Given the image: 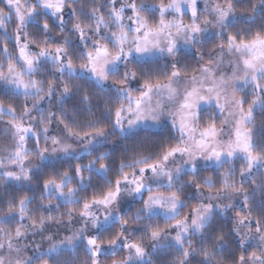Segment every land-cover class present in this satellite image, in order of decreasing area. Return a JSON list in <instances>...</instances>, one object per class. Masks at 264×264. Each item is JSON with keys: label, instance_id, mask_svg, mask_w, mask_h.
Segmentation results:
<instances>
[{"label": "snow or ice", "instance_id": "snow-or-ice-1", "mask_svg": "<svg viewBox=\"0 0 264 264\" xmlns=\"http://www.w3.org/2000/svg\"><path fill=\"white\" fill-rule=\"evenodd\" d=\"M0 96V264H264V0H0Z\"/></svg>", "mask_w": 264, "mask_h": 264}, {"label": "trees", "instance_id": "trees-1", "mask_svg": "<svg viewBox=\"0 0 264 264\" xmlns=\"http://www.w3.org/2000/svg\"><path fill=\"white\" fill-rule=\"evenodd\" d=\"M141 2V0H137V3H140ZM145 2H147V3H149V4H152V3H159V0H145ZM165 2H167V0H165ZM9 31H11V28L9 29ZM11 47V46H10ZM192 63H193V65L195 64V61H194V59L192 60ZM98 94L99 95H103V93L102 92H99V90H98ZM0 99H4V101H5V103H8L9 101H8V99L7 98H5V97H3V96H0ZM78 97L76 98V101H73V102H78ZM73 102H70L69 103V107H71V103H73ZM257 119H258V122H259V117H257ZM153 131H158V130H153ZM116 139V137H112V138H110V141H109V143H111V141L112 140H115ZM123 143H128V144H130L131 143V141H124ZM101 151H104L105 149H100ZM115 156H116V160H117V162L119 161V159H120V154H119V152H116L115 153ZM88 159H91V157H86L83 161H73L72 163L74 164V163H77V162H83V163H87V161H88ZM99 166V164H97V167ZM238 166H239V162H238ZM64 167L65 168H67L68 167V165L67 164H65L64 165ZM225 168H227V165H225ZM224 169H221V171H223ZM84 175L85 176H87L88 175V173L87 172H85L84 173ZM111 175V174H110ZM204 175H212L214 178H215V175H214V173H212V172H205L204 173ZM259 182V181H258ZM94 183H95V181H94ZM4 191H5V187L4 186H0V195H2L3 193H4ZM91 191H92V189H90L89 190V195L91 194ZM161 191H165V190H163V189H161ZM8 192H9V195L11 196L12 194H15V195H17V196H19V195H23L25 192H27V189H24V190H19V189H13V188H8ZM27 194H29V195H31L32 193L31 192H28ZM37 195H39V189H37ZM80 195H85V193H80ZM259 199H260V194L259 193H257V202H259ZM195 203H197V200H195V199H189L188 200V204H189V206H191L192 204H195ZM140 207V203L139 202H135L134 204H132L131 206H130V208H131V210L134 212L135 211V209L136 208H139ZM238 210V209H237ZM61 211H63V208L61 209ZM189 211V208L188 207H185L184 209H182V214L183 213H187ZM259 211V209H257V212ZM257 212H253V216H255L256 214H257ZM224 221V218H222V222ZM161 226H163L164 224H165V221L164 220H158L157 221ZM144 223H148V221H144ZM12 226H14V225H11L10 227H12ZM231 227V225L229 224V223H226L225 224V231H227L228 230V228H230ZM136 235V238H138L139 237V235H141L140 233H137V234H135ZM148 241L146 240L145 241V243H147ZM228 244H229V246H228V248L225 250V255H230L231 254V252H232V250L235 248V244L232 242V240H231V238H229V241H228ZM80 258H84V253L81 251L80 252Z\"/></svg>", "mask_w": 264, "mask_h": 264}, {"label": "rangeland", "instance_id": "rangeland-1", "mask_svg": "<svg viewBox=\"0 0 264 264\" xmlns=\"http://www.w3.org/2000/svg\"><path fill=\"white\" fill-rule=\"evenodd\" d=\"M187 20H188V17L185 16V22H187ZM226 202H227V201H226ZM132 204H134V203L130 202L128 206L130 207ZM233 214H234V213H233ZM61 234L63 235V234H66V233H61ZM36 240L39 241V240H40V237H36ZM148 243H150V241H148L146 244H148ZM44 247H47L46 242H45V244H44ZM121 255H123V253H121Z\"/></svg>", "mask_w": 264, "mask_h": 264}]
</instances>
